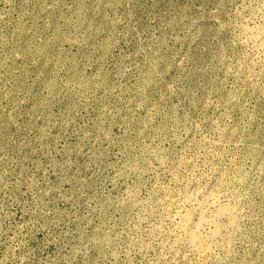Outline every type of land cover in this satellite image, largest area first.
<instances>
[{
	"label": "rangeland",
	"instance_id": "obj_1",
	"mask_svg": "<svg viewBox=\"0 0 264 264\" xmlns=\"http://www.w3.org/2000/svg\"><path fill=\"white\" fill-rule=\"evenodd\" d=\"M257 30L264 0H0V264H264ZM215 193L241 229L203 257L177 224Z\"/></svg>",
	"mask_w": 264,
	"mask_h": 264
},
{
	"label": "bare ground",
	"instance_id": "obj_2",
	"mask_svg": "<svg viewBox=\"0 0 264 264\" xmlns=\"http://www.w3.org/2000/svg\"><path fill=\"white\" fill-rule=\"evenodd\" d=\"M262 32H264V31H260V30L258 31L257 30V32H255L254 35L258 40V43H257L259 45L258 50L260 48V50L264 53V34ZM262 55H264V54H262ZM193 199H195V198H193ZM206 199H207V197H206ZM188 200H190V199H188ZM204 201L200 202L199 199H197V202L195 201L196 203L195 202L192 203L189 201L190 203H192L191 209H189L185 214L181 215L180 220L177 224L179 232L181 234L180 236L184 239V241L187 243V245H189L192 249H194L198 255L203 256V257L210 254V252H212L211 250H212L214 241L219 236L220 228H219L218 220L220 218L227 217L229 219L230 227L232 228V230L240 227L239 226V224H240L239 214L232 206H230V204H229L230 202L228 203L229 205L225 204V202H223L220 199V197L217 196L216 193H215V195L212 194L211 196H209V198L207 199L206 202H204ZM178 217H179V215H178ZM242 220H244V219L242 218ZM238 229H241V228H238ZM234 234H235V230H234ZM181 237H178V238L181 239ZM233 238H232V241H233ZM178 246H180V245H178ZM178 246H177V248H178ZM174 262H175V260H174Z\"/></svg>",
	"mask_w": 264,
	"mask_h": 264
}]
</instances>
